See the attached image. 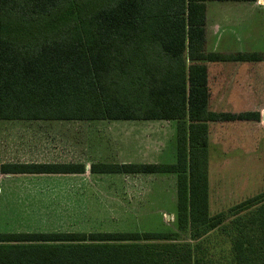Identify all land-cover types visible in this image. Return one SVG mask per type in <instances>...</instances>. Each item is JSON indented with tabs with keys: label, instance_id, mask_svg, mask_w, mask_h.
I'll return each instance as SVG.
<instances>
[{
	"label": "trees",
	"instance_id": "trees-1",
	"mask_svg": "<svg viewBox=\"0 0 264 264\" xmlns=\"http://www.w3.org/2000/svg\"><path fill=\"white\" fill-rule=\"evenodd\" d=\"M206 1L0 0V121H175V164L94 163L90 172L176 175L177 228L201 226L199 239L220 225L207 208L209 124L260 119L209 109L206 62L263 61L205 52ZM84 172L83 164L0 163V174ZM237 209L231 263L264 264V196ZM176 236L0 231V264H210L200 245Z\"/></svg>",
	"mask_w": 264,
	"mask_h": 264
},
{
	"label": "rangeland",
	"instance_id": "rangeland-1",
	"mask_svg": "<svg viewBox=\"0 0 264 264\" xmlns=\"http://www.w3.org/2000/svg\"><path fill=\"white\" fill-rule=\"evenodd\" d=\"M213 65H207L212 79ZM255 65L261 67L264 63ZM262 71L260 68L253 73L256 80L250 82L253 96L248 97L254 104L243 103V107L235 108L239 113L260 111L259 121L209 124L207 208L210 218L218 217L217 228L199 239L201 226L184 231L177 228L175 176H93L87 169L80 176L0 180L6 185L1 231L174 233L177 242L200 245L206 262L232 264L227 231L231 221L241 215L237 206L264 196V84L259 80ZM252 75H240L239 80L243 82ZM209 90L212 111L216 91L213 87ZM13 130L24 134L20 140L32 143L15 160L83 162L88 166L98 161H154L158 153L141 149L139 143H170L172 139L168 124L137 121L46 122L6 131ZM258 206L248 207L253 210Z\"/></svg>",
	"mask_w": 264,
	"mask_h": 264
},
{
	"label": "crops",
	"instance_id": "crops-1",
	"mask_svg": "<svg viewBox=\"0 0 264 264\" xmlns=\"http://www.w3.org/2000/svg\"><path fill=\"white\" fill-rule=\"evenodd\" d=\"M205 52L218 53L222 55H237V54H260L264 56V0H247V1H219L207 0L205 2ZM259 43L261 46H259ZM264 63V61L257 63ZM213 79L209 78L208 64H213ZM255 62H240V61H222V62H206L208 70V86L216 91L215 109L213 112H228L239 113L236 106L253 105L250 97L253 96L251 92V83H254L256 76L253 73H258L260 68H263L262 76L259 80L264 84V65L256 67ZM251 73L254 77H247L243 82L239 80L240 75H248ZM249 78H252L249 80ZM213 80V82H212ZM212 86V87H210ZM255 97V96H254ZM252 97V99H254ZM212 99L210 97L209 109L212 106ZM243 107V106H242ZM264 110V108H261ZM248 111V110H247ZM259 112L260 111H256ZM264 117V116H263ZM46 122H80V121H0V163L1 164H83L85 172L94 163L107 164H175L177 161V129L175 121H137L168 124L171 132L170 143L159 142H140L138 147L145 150H152L158 153L157 160L154 161H139V162H91L86 165L83 162H40L37 160L28 159L15 160L16 156L22 154L24 148H31V141H22L24 134H19L18 131H6L15 127L23 129L29 124H41ZM95 122H130V121H95ZM135 122V121H133ZM86 123V122H85ZM90 123V122H88ZM229 124V123H224ZM11 128V129H8ZM161 128V127H160ZM170 144V145H169ZM140 149V150H141ZM20 152V154H19ZM83 174H0V180L6 178L17 177H51V176H80ZM115 174H101V176H114ZM148 176L144 174H137L135 176ZM154 175H169L173 174H154ZM5 182L0 183V231L3 219V203ZM176 199V197H175ZM2 233H41V231H12L5 230Z\"/></svg>",
	"mask_w": 264,
	"mask_h": 264
}]
</instances>
